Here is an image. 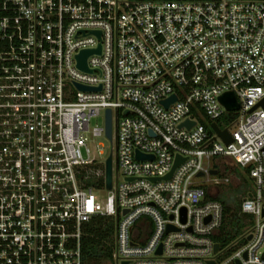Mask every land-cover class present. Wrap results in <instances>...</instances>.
I'll list each match as a JSON object with an SVG mask.
<instances>
[{
    "label": "built area",
    "instance_id": "2783aa9c",
    "mask_svg": "<svg viewBox=\"0 0 264 264\" xmlns=\"http://www.w3.org/2000/svg\"><path fill=\"white\" fill-rule=\"evenodd\" d=\"M219 157L248 169L241 213L258 219L224 246ZM263 212L264 0H0V264H85L99 215L116 221L109 264H264Z\"/></svg>",
    "mask_w": 264,
    "mask_h": 264
},
{
    "label": "trees",
    "instance_id": "16d2710c",
    "mask_svg": "<svg viewBox=\"0 0 264 264\" xmlns=\"http://www.w3.org/2000/svg\"><path fill=\"white\" fill-rule=\"evenodd\" d=\"M246 171L248 174V169ZM243 178L245 185L248 186L247 178ZM245 192H247V197V189ZM209 197L221 201L225 208L223 225L214 236V239L224 246L245 233L248 216L241 213V201H235L233 207L224 197L212 195ZM115 226V219L100 215L93 217L90 222L84 225L81 249L85 264L110 263L115 244Z\"/></svg>",
    "mask_w": 264,
    "mask_h": 264
},
{
    "label": "rangeland",
    "instance_id": "374dc122",
    "mask_svg": "<svg viewBox=\"0 0 264 264\" xmlns=\"http://www.w3.org/2000/svg\"><path fill=\"white\" fill-rule=\"evenodd\" d=\"M209 127H211V123L209 121H207ZM96 123H99L100 125H102L103 123V119L99 118L95 121H93V125H95ZM96 144L99 146L100 149L103 150L104 154L101 155L99 157V159H102L103 161H105L110 155L114 156V161H115V155H114V138L113 140H111L109 137H99L96 139ZM98 154V151H95ZM215 162V165H217L220 168V173L221 175H225L228 176L230 178V183L229 184H222L219 186H213L210 185V190H211V194H213L214 196H221L224 197V199H226L229 203V205L234 207L235 201H241L246 197V189L247 191H252L253 190V185H254V181L251 179V177L249 176V174H247V171L245 168L241 167V166H237L232 160L230 159H224V158H218V159H214L213 160ZM114 169L115 168V162H114ZM213 177V176H212ZM247 178L248 181V186L245 185V180L244 178ZM204 181L207 180V177H203ZM108 191H101V192H97V194L101 197V198H105L107 195ZM258 219L257 217H248L247 220V227L246 229H250V230H254L256 225H257ZM248 230H246L245 232H247ZM246 242V239H240L239 240V246H242L244 243ZM236 249V247L234 248ZM233 251L223 255V259H227L230 254Z\"/></svg>",
    "mask_w": 264,
    "mask_h": 264
},
{
    "label": "water",
    "instance_id": "95a60500",
    "mask_svg": "<svg viewBox=\"0 0 264 264\" xmlns=\"http://www.w3.org/2000/svg\"><path fill=\"white\" fill-rule=\"evenodd\" d=\"M97 34L100 36L101 32L98 31ZM95 52L100 53L101 52V46H99L97 49H93V50H84L81 52V54L78 55L79 66L82 69L89 70L88 66H87V59H88L90 54L95 53ZM79 87L83 90H93L94 89V88L80 86V85H79ZM98 89H101V87H99ZM175 99H176V96H172L170 99L166 100L165 103L168 105V104H170V102H172ZM220 101L229 110L238 109V107H239L236 96L233 92H228V93L223 94L220 97ZM193 124H195L194 121L187 120L186 122L181 124V127L182 126L191 127ZM213 128L217 132V134L227 143L232 140L229 132L226 129L225 130L220 129V127L218 126L217 123L213 124ZM106 131H107L108 137L112 138V112L110 109L107 110V128H106ZM137 156H138V158H144V159L153 158V156H144L140 152L137 153ZM183 161H184V158L180 155H177L172 171L166 177H164V179L170 178L171 175L173 174L174 170L176 169V167L178 165H180ZM211 173L217 174L218 170H212ZM203 174L204 173L201 172L199 175H203ZM112 184H113V157L109 156V158L106 161V186H107V188L111 189ZM250 196H251V194H250ZM263 215H264V212H263ZM185 220H186V217L183 216V221H185ZM172 229H174V226L170 225L169 230H172ZM248 238L251 239L252 236L250 235ZM220 246H221L220 243H216L215 244V251H218L220 249ZM210 264H215V262L210 261Z\"/></svg>",
    "mask_w": 264,
    "mask_h": 264
},
{
    "label": "crops",
    "instance_id": "0c3cea01",
    "mask_svg": "<svg viewBox=\"0 0 264 264\" xmlns=\"http://www.w3.org/2000/svg\"><path fill=\"white\" fill-rule=\"evenodd\" d=\"M217 166V165H216ZM217 168H219L218 166H217ZM219 173H220V171H219ZM249 193V192H248ZM214 196V195H213Z\"/></svg>",
    "mask_w": 264,
    "mask_h": 264
}]
</instances>
